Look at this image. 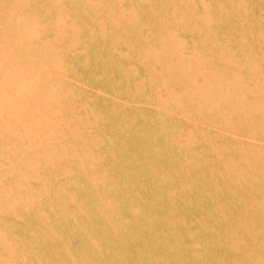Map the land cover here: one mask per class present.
<instances>
[{"label": "bare ground", "instance_id": "1", "mask_svg": "<svg viewBox=\"0 0 264 264\" xmlns=\"http://www.w3.org/2000/svg\"><path fill=\"white\" fill-rule=\"evenodd\" d=\"M198 118L264 135V0H0V264H264V148Z\"/></svg>", "mask_w": 264, "mask_h": 264}, {"label": "rangeland", "instance_id": "2", "mask_svg": "<svg viewBox=\"0 0 264 264\" xmlns=\"http://www.w3.org/2000/svg\"><path fill=\"white\" fill-rule=\"evenodd\" d=\"M201 76L196 75L194 77V80L200 81V79L203 77V76L202 77ZM119 98L121 99V97H119ZM181 121H182L181 125L183 126V129H184V131H186V128L188 127L187 125H189V121L184 120V119H182ZM195 121H197L198 126L203 127L205 129L209 128V130H212V133L214 135L215 134L217 136L226 135V139L228 141L233 142V143L242 144V145L243 144L244 145H257V146L264 148V135L262 133H256V134L250 136L247 133L248 131L246 130L245 126H244L245 129L242 127L236 129L234 127V125H233L234 129H225L222 127L211 125L206 118H198ZM230 122H232V120ZM209 124L211 126H209ZM216 200H218V199H216Z\"/></svg>", "mask_w": 264, "mask_h": 264}]
</instances>
